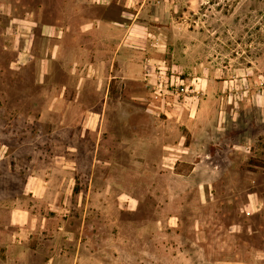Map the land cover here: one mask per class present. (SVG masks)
<instances>
[{"label":"rangeland","instance_id":"obj_1","mask_svg":"<svg viewBox=\"0 0 264 264\" xmlns=\"http://www.w3.org/2000/svg\"><path fill=\"white\" fill-rule=\"evenodd\" d=\"M175 1L121 77L75 0H0V264H264V0Z\"/></svg>","mask_w":264,"mask_h":264},{"label":"crops","instance_id":"obj_2","mask_svg":"<svg viewBox=\"0 0 264 264\" xmlns=\"http://www.w3.org/2000/svg\"><path fill=\"white\" fill-rule=\"evenodd\" d=\"M175 2L75 0L76 21L73 22L72 15L68 14L64 35L72 36L70 32H76L78 54H95L97 61L124 63L118 76H143L144 71L154 68V64L164 62L161 56L165 46L160 43L161 33L158 34V31L171 24ZM84 8L91 10L85 11ZM97 39H106L104 50H100ZM101 54L102 58L99 57ZM178 58H181V55ZM175 67L181 73V65ZM29 193L34 196L32 190Z\"/></svg>","mask_w":264,"mask_h":264},{"label":"built area","instance_id":"obj_3","mask_svg":"<svg viewBox=\"0 0 264 264\" xmlns=\"http://www.w3.org/2000/svg\"><path fill=\"white\" fill-rule=\"evenodd\" d=\"M160 77L159 78H163V76L165 75V71L163 70V68L162 67H159L158 68V70H157V72H156ZM146 76H148V77H150L151 75H152V73L150 72V70L148 71H146V74H145ZM159 82H157L155 85V87L157 88V89H160V87L162 86V84H161V80H158ZM166 88H167V85H164ZM171 91L175 94V95H179V93L180 92H182V91H186V88L185 89H182V88H179V87H176V85H174V87H172L173 86V84H172V81H171ZM181 86H182V84H181ZM161 90V89H160Z\"/></svg>","mask_w":264,"mask_h":264}]
</instances>
